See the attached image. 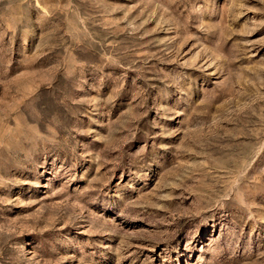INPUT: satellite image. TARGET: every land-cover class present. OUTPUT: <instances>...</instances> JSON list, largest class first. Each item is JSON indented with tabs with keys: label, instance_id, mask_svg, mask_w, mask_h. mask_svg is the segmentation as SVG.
Returning <instances> with one entry per match:
<instances>
[{
	"label": "rangeland",
	"instance_id": "1",
	"mask_svg": "<svg viewBox=\"0 0 264 264\" xmlns=\"http://www.w3.org/2000/svg\"><path fill=\"white\" fill-rule=\"evenodd\" d=\"M0 264H264V0H0Z\"/></svg>",
	"mask_w": 264,
	"mask_h": 264
}]
</instances>
